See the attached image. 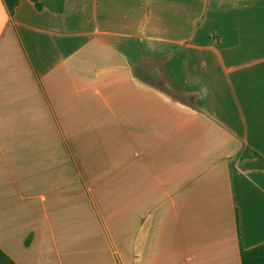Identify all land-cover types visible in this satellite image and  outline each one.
<instances>
[{
    "label": "crops",
    "instance_id": "1",
    "mask_svg": "<svg viewBox=\"0 0 264 264\" xmlns=\"http://www.w3.org/2000/svg\"><path fill=\"white\" fill-rule=\"evenodd\" d=\"M0 0V249L15 264H242L264 244V0Z\"/></svg>",
    "mask_w": 264,
    "mask_h": 264
},
{
    "label": "trees",
    "instance_id": "2",
    "mask_svg": "<svg viewBox=\"0 0 264 264\" xmlns=\"http://www.w3.org/2000/svg\"><path fill=\"white\" fill-rule=\"evenodd\" d=\"M7 6L11 13H13L17 6L19 0H5ZM37 9L41 10L44 6L41 0H31ZM258 161L257 163L251 165L254 168L264 170V158L256 155ZM241 263L242 264H264V244L249 249V250H241ZM0 264H15L1 249H0Z\"/></svg>",
    "mask_w": 264,
    "mask_h": 264
}]
</instances>
